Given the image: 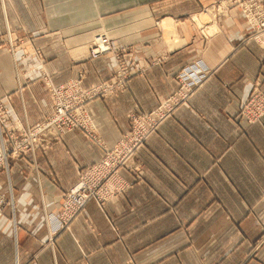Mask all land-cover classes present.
Segmentation results:
<instances>
[{
  "label": "crops",
  "instance_id": "1",
  "mask_svg": "<svg viewBox=\"0 0 264 264\" xmlns=\"http://www.w3.org/2000/svg\"><path fill=\"white\" fill-rule=\"evenodd\" d=\"M214 1L0 0V34L29 36L26 49H43L56 82L80 71L85 85L111 75L112 58H89L94 35L131 44L144 72L120 95L89 103L109 147L128 130L127 114L154 109L182 69L202 82L139 151L140 181L125 171L133 186L105 210L89 202L72 231L51 238L55 204L82 165L101 159L100 147L70 131L36 152L38 177L26 162L14 169L19 213L13 220L7 207L0 218V264H264V117L239 115L255 84L264 91V48L243 40L247 24L235 7L213 16L207 33L196 16ZM20 88L28 123L51 112L37 72L17 76L0 49V97ZM0 190L8 192L1 171Z\"/></svg>",
  "mask_w": 264,
  "mask_h": 264
},
{
  "label": "rangeland",
  "instance_id": "2",
  "mask_svg": "<svg viewBox=\"0 0 264 264\" xmlns=\"http://www.w3.org/2000/svg\"><path fill=\"white\" fill-rule=\"evenodd\" d=\"M223 3L222 0H216L212 6L206 9L205 13L196 16L198 24L207 33H211L214 28L207 24L208 21L212 20L213 16L216 17L217 15L215 14L214 6L218 8L224 5ZM257 3L263 9L264 14V0H227V4L225 3L227 11L219 12V15L227 14L231 7L237 8L247 24L248 33L243 40H252L264 48V28L260 27L261 24L256 25L248 13L249 6L251 7H249V10L252 13L256 11L253 6H259ZM10 33L11 29L4 33V35L0 34V49L8 53L13 59L17 76L21 75L30 78L35 76L37 72L43 91L52 103V110L36 123L30 124L22 116L23 111H25V99L23 94H21V88L17 91L6 89L5 95L0 97V171L7 176L8 188L7 193L0 190V218L4 216L6 208L8 207L11 209V218L13 220L15 218L18 219V197L15 191L13 193V189L9 185L10 173L14 169L25 170L24 163L26 162L33 168L38 177L40 170L35 159L37 151L46 152L50 150L53 146L63 141L64 136L68 132L75 130L80 131L89 141L96 144L103 151V156L100 160L90 165H82L79 168L77 181L72 187L64 190L56 201V207L54 209L56 219L50 233L51 238H54L55 235L63 231H72L74 222L83 214L89 202L94 201L100 209L105 210L109 203L121 198L133 186L132 182L125 178V171H129L135 181H140L142 168L137 157L139 151L145 146L149 137L155 134L159 127L173 116L179 106L189 102V99L196 89L200 87L202 82L188 91L185 85L181 83V79L186 81L189 78L186 74L193 75V72L188 68L182 69L176 75L178 82L177 88L167 97L160 99L154 109L150 111L133 110L127 114L128 130L122 133L121 137L112 147H109L100 134L90 113L89 103L96 98L109 99L120 95L127 89L128 83L133 76L144 72L131 44L109 35L113 45H117V50L94 56L95 38L100 33L94 35L88 43L89 58H112L114 60V68L111 75L106 79H102L98 83L85 85L87 76L85 71H80L77 76L63 82H56L47 67V57L43 49L33 45L34 48L32 51L28 50L26 46H28V40H30L29 36L17 37ZM162 59L164 58L158 57L155 60L160 61ZM189 85H193V83L189 82ZM99 87H103V89L94 91L95 88ZM261 88L260 83L255 84L247 100H251L255 91H259L264 95V91ZM260 97L261 102L254 106L256 109L264 104V96ZM174 99V103L179 102L175 107L173 106ZM247 100L242 102L239 107V115L245 120L247 119V109L244 104H246ZM19 108H21V112ZM161 108L166 117L156 125L160 116L155 115V113ZM263 117L264 114L261 116V119L256 120L254 123L261 122ZM146 127L148 129L149 127L155 128L151 131H146L148 130ZM123 141L128 142L131 147L128 151L125 150L122 152L124 157L119 158L117 156L118 158L116 159L114 157V150ZM105 144L107 147L103 146ZM1 149L4 151L3 156L1 155ZM102 165L104 168L100 172L97 170V167ZM92 169L94 170L92 171ZM95 170L99 171V174H92ZM29 173H32V171L28 170ZM51 178L55 183L58 180L57 174L55 173L51 175ZM82 181L86 182V194L89 197L84 205L78 207L77 197L74 198L70 195H73L74 188L81 184ZM115 181L120 182L122 185L118 188L111 187V184L115 185Z\"/></svg>",
  "mask_w": 264,
  "mask_h": 264
},
{
  "label": "built area",
  "instance_id": "3",
  "mask_svg": "<svg viewBox=\"0 0 264 264\" xmlns=\"http://www.w3.org/2000/svg\"><path fill=\"white\" fill-rule=\"evenodd\" d=\"M257 5H259V3H257ZM245 7L247 8V6H245ZM249 7H248V11H249L248 13L250 15V18L253 19V21H254V23L256 25H260L261 24L260 27H263L264 28V14H263V9L261 8V6L260 5L259 6H253L255 8V10H256L253 13L251 12V10H249ZM261 12H262V14H261ZM95 41H96V45H95V47L93 49V55L94 56H99L101 54L110 53L112 51H116L117 50L116 49L117 48V45H115V44L113 45L112 39L109 37V34L108 33H100V34H98L97 37L95 38ZM188 72L191 73L190 71H188ZM186 75L189 78L186 81H183V79H181V83L183 85H185V87H186V89L188 91L192 90L196 85H199L201 83V79L200 78H198L196 75L193 76L194 73H193V75H189V74H186ZM182 78H183V76H182ZM189 82H192L193 85H189ZM101 89H103V87L95 88L94 91H99ZM260 96H264V95H262L259 91H255V94H253L252 97H251V100H250L251 102L249 100H247L246 104H244L245 107H246V109H247V111H246V116H247L246 118L247 119L246 120L248 122H250V123H254L256 120L261 119V116L264 114V104H262L261 107H259L258 109H256L254 107L257 103L261 102V97ZM263 100H264V98H263ZM174 102H175V99L173 101V106L175 107L176 104H178L179 102L178 103H174ZM252 110H253V112H252ZM155 115L160 116V118L158 119V122L156 123V125L159 123V121H161L162 119H164L166 117V115H165L164 111L162 110V108L159 109V110H157L156 113H155ZM146 117L148 118V116H146ZM150 118H153V117H150ZM154 128L155 127H152V128L149 127V129H148V127H146V129H148L146 131H151ZM103 146L104 147H107L106 144L103 145ZM130 147L131 146H130V144L128 142L123 141L121 143V145H119V146H117L115 148V150H114V157L116 159L118 157L119 158L124 157L122 155V152L125 151V150L128 151ZM3 149H4V147H3ZM3 149H1V153H2L1 155L2 156H3V153H4ZM5 154H6V150H5ZM103 168H104L103 165L102 166H98L97 167V170H99L101 172V170ZM93 170L94 169H92V171ZM97 170H95V172L92 173V174H94V175L96 173L99 174V171H97ZM84 180H86V179H84ZM121 185L122 184L120 182L115 181V185L111 184V187L118 188ZM108 186H109V184H108ZM72 194L73 195H70L71 197H74V198L77 197V201H78V204H79L78 207L84 205L87 202L88 197H89L86 194V182L85 181H82L81 184H79L76 188H74Z\"/></svg>",
  "mask_w": 264,
  "mask_h": 264
},
{
  "label": "bare ground",
  "instance_id": "4",
  "mask_svg": "<svg viewBox=\"0 0 264 264\" xmlns=\"http://www.w3.org/2000/svg\"><path fill=\"white\" fill-rule=\"evenodd\" d=\"M222 3H223V0H222ZM225 3L227 4V0L224 1V3H223L224 5H221L218 8L216 6H214L215 14H219V12L221 13V12H226L227 11V7H226Z\"/></svg>",
  "mask_w": 264,
  "mask_h": 264
}]
</instances>
